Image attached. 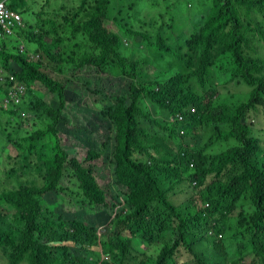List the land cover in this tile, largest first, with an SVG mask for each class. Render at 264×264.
<instances>
[{
    "label": "trees",
    "instance_id": "16d2710c",
    "mask_svg": "<svg viewBox=\"0 0 264 264\" xmlns=\"http://www.w3.org/2000/svg\"><path fill=\"white\" fill-rule=\"evenodd\" d=\"M110 1L81 0L50 42L34 34L74 81L55 79L39 61L17 55L28 85L21 120L32 116L33 129L0 106L12 115L2 126L17 148L0 175L9 184L0 188V251L7 264H179L181 246L197 264H264V145L248 122L264 108V53L247 51L264 41V0H214L217 11L203 17L177 52H168L183 65L171 75L150 73L145 59L126 56L123 39L104 23ZM85 67L112 82L80 78ZM234 81L252 86L247 101H222L220 86ZM36 82L46 94L33 88ZM16 92L18 86L0 88V96ZM85 92L99 108L85 105ZM190 106L197 111L181 135L170 117ZM198 128L213 134L191 146L186 139ZM63 135L84 145L87 155L77 158L74 146L61 143ZM99 171L109 173L106 186ZM230 214L234 223L225 222ZM211 218L223 224L224 236L240 235L234 247L206 235ZM244 242L251 245L236 248Z\"/></svg>",
    "mask_w": 264,
    "mask_h": 264
},
{
    "label": "rangeland",
    "instance_id": "374dc122",
    "mask_svg": "<svg viewBox=\"0 0 264 264\" xmlns=\"http://www.w3.org/2000/svg\"><path fill=\"white\" fill-rule=\"evenodd\" d=\"M47 0H44L46 2ZM81 0H53L46 5L45 11L50 15L53 20L59 22L61 20L62 14H56L57 11L60 10V7L56 6L55 3H62V5L66 9H72L74 7H78L79 2ZM70 2V3H69ZM214 9V12L217 11V5L214 3V0H111V3L108 8V14L110 18H108L105 23L109 29L115 30L121 35V39H126L129 41V45L126 47L125 53H129L133 51L135 48L138 47L139 43L137 40V35L142 33L146 35V41L144 43L145 51L139 50L141 52L140 55L133 54L134 56H143L145 57L149 67L150 73L154 72H162L166 75H171L176 71L182 69L181 63L178 61H174L170 56H165L162 58L159 53L161 51H172L180 42L182 43L187 35H189L194 27L198 25L197 19L202 13L208 14V11ZM32 10L36 11L40 9V6L33 5L31 7ZM41 16L43 14H40ZM26 20L30 22L32 26H28L25 30L34 31L40 23H38L35 19L33 21L32 14L28 13L25 15ZM113 18H116V23ZM155 25H163L164 29L161 31H154L152 27ZM168 25L170 28H168ZM127 30L126 32H124ZM143 39V38H142ZM25 44L32 47L31 43L25 42ZM127 50V51H126ZM255 52H263L264 53V44L259 42L257 50ZM25 53V52H24ZM156 68V69H154ZM153 70V72H151ZM53 77L60 79V81H67L63 80V75L53 68H46ZM97 74L89 69L85 68L81 72H79V77L83 78L84 80L95 81L99 80L97 78ZM78 82V80H77ZM101 82L108 85L111 81L106 76L101 77ZM127 80L122 82L123 87L127 86ZM243 85H237L231 83L227 88L224 86H220V89L226 93L229 91L233 92L234 94L226 95L222 97L223 102H233L239 103L241 101L247 100L249 97L250 90L252 88L251 85L242 82ZM92 87H97L93 85ZM10 90L16 88L15 86H9ZM33 88L41 89L44 93H47L46 88L36 82ZM99 88V87H98ZM229 88V90H228ZM20 95L23 96L21 102H15L16 104H27L29 102L27 100V93H28V85L21 84L19 86ZM95 95L91 92H85V104L89 105L90 107L95 106L94 101ZM5 102L8 103L9 96L4 97ZM30 108V107H29ZM10 116L7 112H0V160L2 162L0 175L4 178V171L3 169L7 166L8 162H11V157H13L17 153L16 145L13 142H10L5 137V130L4 126L6 125L7 118ZM255 123L253 125V130H261L264 127V108L259 107V109L254 113ZM23 122L24 128L27 130L33 129V120L32 116L30 117L29 121L21 120ZM15 124L12 126L10 125L6 133L11 131V128H15ZM264 141V130H261L260 133H257ZM17 137V136H15ZM61 143L64 146H74L75 153L74 155L78 157H84L87 155V149L84 145L78 142L73 136L63 135L61 138ZM97 166L103 168L102 160L96 162ZM107 173V176L105 175ZM102 173L99 171L98 173V181L101 185L106 186L109 181V173L106 171ZM65 184H69L67 178L64 179ZM8 182L1 183L0 188L2 186H8ZM68 197L61 199L60 203L66 202ZM244 203H251L249 199H242ZM76 205H79L78 202H75ZM68 208H72V205L68 204ZM86 214L94 216V209L87 208ZM237 217L236 214H230L225 222L226 223H234ZM103 230H100L102 233ZM224 243L229 247H234L237 241L240 238V235L234 237H225ZM71 241V240H70ZM142 248L146 246L145 242H142ZM211 244V242H210ZM249 246L251 242H244L242 244L237 245L236 248L241 246ZM97 250V247L94 248ZM179 254V259L181 261L179 264H197L196 259L191 257L187 250L181 246ZM0 264H7V259L4 257L0 251Z\"/></svg>",
    "mask_w": 264,
    "mask_h": 264
},
{
    "label": "crops",
    "instance_id": "0c3cea01",
    "mask_svg": "<svg viewBox=\"0 0 264 264\" xmlns=\"http://www.w3.org/2000/svg\"><path fill=\"white\" fill-rule=\"evenodd\" d=\"M53 0H50V3ZM69 1V0H68ZM49 3V0L44 2V0H11L10 5L16 9L19 10L22 14V24L21 26H18L14 29V32L11 34H5L2 38H0V66H1V72H0V80H25V72L23 70H20V62L18 60L17 55H22L29 61L35 62V58L37 56H41L44 53H46L45 49L38 43L37 37H34V34H38L39 37L46 38L48 42L51 41V38L56 36L58 31L65 30L66 24L64 22V18L69 16V12H73L77 6L72 9H66L62 3H55L56 6L60 7V10L56 12V14H62L61 20L59 22H56L53 20V18L46 13L44 10L46 5ZM70 3V2H69ZM80 3V2H79ZM111 3V1H110ZM9 4V1H8ZM33 5L40 6L39 10H32L31 7ZM79 6V5H78ZM19 7V8H18ZM109 8V7H108ZM213 8L208 11V14H211L213 12ZM31 13L33 21H37L40 23L38 27L34 31H26L25 28L28 26H32L28 20H26L25 15ZM40 14H43L42 16ZM205 15V13H202L199 18L197 19L198 24L202 22V18ZM107 18H110V15L108 14L107 10ZM35 19V20H34ZM116 19V18H113ZM168 28L169 25H168ZM164 29L163 25H155L152 27V30L154 31H161ZM138 47L135 48L133 51L127 53L126 56H129L135 60L138 59H145L143 56H134L133 54L140 55L141 51H145L144 44L141 43V39L138 38ZM25 42L31 43L32 47L29 45L27 46ZM123 48L126 49V47L129 45V41L126 39L121 40ZM181 45V42L178 44ZM127 51V50H126ZM25 52V53H24ZM123 52L125 50L123 49ZM167 51H161L159 55L162 58H165V55L162 53H165ZM10 55L8 59H6V55ZM174 61L179 60L175 59L173 56H170ZM146 60V59H145ZM5 61H7V66ZM182 65V63H181ZM15 69L14 71H11L9 69ZM183 68V65H182ZM182 70V69H181ZM180 71V70H179ZM177 72V71H176ZM1 100V99H0Z\"/></svg>",
    "mask_w": 264,
    "mask_h": 264
},
{
    "label": "clouds",
    "instance_id": "9594fccd",
    "mask_svg": "<svg viewBox=\"0 0 264 264\" xmlns=\"http://www.w3.org/2000/svg\"><path fill=\"white\" fill-rule=\"evenodd\" d=\"M3 1H4V3H5V7H6V8H8L9 10H11V11H13V12H15V13H17V14L20 15V19H19V20H14V21H13L14 26L11 27V30H10V31L7 30V29H5L3 26L0 25V29H1V32H2V35L0 36V38H2L5 34H11V33H13V32H14V29H15L16 27H18V26H21V24H22V22H23V21H22V14H21V12H20L19 10H16V9H13V8L9 7V6L7 5V0H3ZM206 15H208V14H205L204 16H206ZM204 16H203V17H204ZM251 18H252V16H251L250 18H248V20H250ZM107 19H108V18H105L104 23H105V21H106ZM202 19H203V18H202ZM114 20H115V23H116V19H114ZM116 25L118 26L117 23H116ZM105 26H106V23H105ZM106 27H107V26H106ZM118 27H119V26H118ZM107 28H108V27H107ZM108 29H109V28H108ZM194 29H195V27L192 29V31H193ZM109 30L116 32L115 30H112V29H109ZM126 31H127V30H125L124 32H126ZM192 31H191V32H192ZM116 33H118V32H116ZM118 34H119V33H118ZM119 35H120V34H119ZM136 35L138 36V38L141 39V43L144 44L145 41H146V35H144V34H142V33H139V34H136ZM189 35H190V34H189ZM189 35H187V37H188ZM120 36H121V35H120ZM187 37H186V38H187ZM142 38H143V39H142ZM186 38H185V36H184V40H183V42L181 43V45H177L175 48H173L172 51H167V52H165L164 55H165V56H166V55H167V56H172V55L168 54V52H177V51L179 50V47L182 46V45H184ZM259 42H260V41H259ZM260 43H263V44H264V41H261ZM247 51H248L249 53H251V54H256V52H250L248 48H247ZM38 61L41 63V70H42L43 72L49 74L50 76H52V75H51L48 71H46V68H53L55 71L61 73V74L63 75V80H67V82H68V81H74V80H75V78L72 76V74H70V73H68V72H61V71H59V70L56 68L55 61L52 60V59L47 55V53H44V54L41 55V56H37V57L35 58V62H38ZM85 68H86V67H85ZM85 68H84V69H85ZM87 68H88V67H87ZM89 69L93 70V71L98 75V76H97L98 79H101L102 76H106L105 74H102V73H100V72H98V71H95L93 68H89ZM78 74H79V73H78ZM52 77H53V76H52ZM106 77H107V76H106ZM53 78H55V77H53ZM55 79H57V78H55ZM58 80H60V79H58ZM95 81H98V82L102 83L101 80H95ZM95 81H92V82H95ZM111 81H112V80H111ZM242 82H244V81H241V82L234 81V82H232V83L237 84V85H243ZM216 83H217V84H223V83H225V80H217ZM245 83H246V82H245ZM21 84H26V85H27V83L25 82V80H0V88H3L4 85H8V87H9V86H15V87L18 86V87H19ZM230 84H231V83H230ZM230 84H229V85H230ZM229 85H228V86H229ZM228 90H229V88H228ZM251 90H252V88H251ZM251 90H250V92H251ZM43 94H46V93H43ZM229 94L231 95V94H234V93L231 92V91H229L228 93L225 94V96H226V95H229ZM5 96H6V95H2V96H0V99H1V100H0V106H1L2 108L7 109L6 111H13V112H15V113H16V116H17V118H18L19 120H21L22 118H25L26 110H25V108L23 107L22 104H18L17 109L12 108V106H11L12 103L17 102V100H16V96L19 97L18 102H21V101H22L23 96L20 95V89H19V92H16L14 95L9 96V102H8V103L5 102V99H4ZM249 97H250V93H249ZM249 97H248V99H249ZM48 98H49V96H48ZM248 99H247V100H248ZM247 100H244V101H247ZM241 102H242V101H241ZM229 103H233V102H229ZM239 103H240V102H239ZM85 105H86V104H85ZM87 106H88V105H87ZM94 107L99 108V106H97V105H95ZM259 107H260V106H258V108H257L255 111H252V112L250 113L249 118H248V122H249V124H250V126H251V130H252L253 134H254L255 136H257L258 138H260L261 141H262V144L264 145V141H263V139L257 134V133H260L261 130H264V127H262L261 130H259V129H257L256 131L253 130V125H254V123H255L254 113L259 109ZM261 107H262V106H261ZM196 111H197V108H196L195 106H190L188 109H185V110L180 111V113L178 114V116H172V117H170V120L173 121L172 124H177L176 126L179 127V132H180L181 135H185V134H186V129H185L182 125H183L185 122L188 121V117H189V115H190V114H194V113H196ZM7 113H8V112H7ZM10 116H12V115H10ZM10 116L7 118V120L10 119ZM11 126H12V125H11ZM9 128H10V127H9ZM11 129H12V128H11ZM212 134H213L212 131L204 132L201 128H198V129H195V130L193 131V134H192V136H191L189 139H186V142H188L191 146L199 145V144H203V143H205V142L208 141V139L210 138V136H211ZM67 147H68V146H67ZM70 147H71V146H70ZM107 168H108V172L111 174V171H112V165H111L110 160H109L108 163H107ZM194 168H195L194 161H190V162H189L188 172H187V173L192 174ZM211 178H212V177L209 176L208 179H207V181H209ZM191 186L197 188V187H198V180H196V179L192 180V181H191ZM209 204H210L209 202H207V201H203V203H202V207H203V208H207V207L209 206ZM220 227H223V224H221L220 222H218V221L215 220L214 218H211V219H210V222H209V225H208V227L206 228V235H207V236H211V237H215L216 239H222L223 236H224V232L220 230ZM225 237H228V236H225ZM142 245H143V243L140 244V248H141V249H144L145 247L142 248ZM111 257H112V255H111Z\"/></svg>",
    "mask_w": 264,
    "mask_h": 264
},
{
    "label": "built area",
    "instance_id": "2783aa9c",
    "mask_svg": "<svg viewBox=\"0 0 264 264\" xmlns=\"http://www.w3.org/2000/svg\"><path fill=\"white\" fill-rule=\"evenodd\" d=\"M19 19H20V15L6 8L4 1L0 0V25L10 31L11 27L14 26L13 21ZM1 35L2 32L0 29V36ZM0 72H1V66H0ZM16 100L18 102L19 100L18 96H16Z\"/></svg>",
    "mask_w": 264,
    "mask_h": 264
}]
</instances>
